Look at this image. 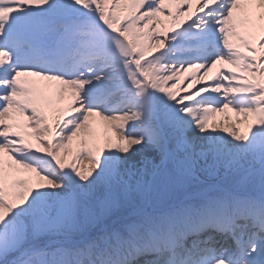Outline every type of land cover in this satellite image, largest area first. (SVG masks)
I'll use <instances>...</instances> for the list:
<instances>
[{"label": "snow or ice", "instance_id": "6c2138e0", "mask_svg": "<svg viewBox=\"0 0 264 264\" xmlns=\"http://www.w3.org/2000/svg\"><path fill=\"white\" fill-rule=\"evenodd\" d=\"M0 264H264V0H0Z\"/></svg>", "mask_w": 264, "mask_h": 264}, {"label": "bare ground", "instance_id": "6f19581e", "mask_svg": "<svg viewBox=\"0 0 264 264\" xmlns=\"http://www.w3.org/2000/svg\"><path fill=\"white\" fill-rule=\"evenodd\" d=\"M215 71H216V70L213 69V72H215ZM210 76H211V73H210ZM227 115L231 116V117L233 118V120L236 119V116H235L234 113H227ZM220 118H221L220 116L215 117V119H217V120H219ZM85 163H86V162H85Z\"/></svg>", "mask_w": 264, "mask_h": 264}]
</instances>
